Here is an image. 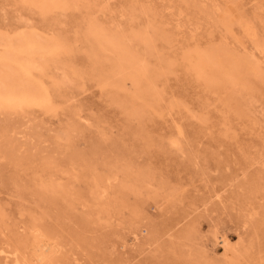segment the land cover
Listing matches in <instances>:
<instances>
[{
  "label": "rangeland",
  "instance_id": "obj_1",
  "mask_svg": "<svg viewBox=\"0 0 264 264\" xmlns=\"http://www.w3.org/2000/svg\"><path fill=\"white\" fill-rule=\"evenodd\" d=\"M88 1L94 0H84V3ZM97 1L98 4L90 8L81 4L64 12L42 15L17 0H0V32L13 35L34 29L48 36L61 32L71 40L67 59L84 73L79 82L63 89L62 95L56 98L55 110L46 112L33 108L25 117L13 115L10 118L17 125L14 131L18 143H23L19 154H25L28 148L36 160L29 166H16L1 157L0 152V208L3 207L5 213V220L0 222V246L18 244V239L28 240L33 214L39 216L44 211V214L50 213L44 218L45 226L56 232L54 242H59L60 251L55 255L57 264H225L230 261L264 264V90L258 93L260 101L255 104L252 116H241L224 103L223 95L206 88L182 60L186 49L206 48L225 41L239 51L254 53L264 66V0H214L255 27L260 48L255 47L239 24L233 25L232 32L227 33L224 27L204 18L199 8L188 6L182 0ZM141 7L151 9L157 22L172 34L171 43L159 42V45L170 60L175 61L173 69L159 80L158 88L164 97L161 105L150 109L143 118L129 115L123 104L115 101L114 88L101 87L100 79L91 74L93 63L89 48L78 34L86 27L91 13L103 24L115 28L145 26L153 18L152 14L133 18ZM56 73L61 75L62 71ZM124 90H133L131 81L127 80L118 93L124 94ZM171 101H177L180 106L169 108ZM7 118L8 114L0 113V128ZM75 121L79 128L69 138L64 136L66 128ZM249 128L251 131L255 128L252 135ZM4 140L0 138V146ZM174 140H178L179 145ZM77 153L88 155V161L97 164L96 171L104 174L112 165L130 161L136 169L150 174L151 184L138 194L129 193L125 204L113 212L112 221L92 220L91 177L85 174L83 166L74 164ZM50 157L56 162L51 168L53 177L72 187L68 196L72 202L61 200L64 210L61 209L58 216L52 206L38 203V198L28 188L35 177L41 176L42 160ZM76 168L81 179L73 174ZM118 177L111 182L115 187L123 178L121 172ZM107 196L114 197L112 193ZM136 206L141 209L139 217L133 212ZM216 233L229 237L232 246L229 254L221 243H216ZM1 235L6 236L5 239ZM86 243L93 246L88 247ZM26 252L31 264H39L32 259V248H27Z\"/></svg>",
  "mask_w": 264,
  "mask_h": 264
},
{
  "label": "bare ground",
  "instance_id": "obj_2",
  "mask_svg": "<svg viewBox=\"0 0 264 264\" xmlns=\"http://www.w3.org/2000/svg\"><path fill=\"white\" fill-rule=\"evenodd\" d=\"M17 1L21 2L22 4L28 5L30 7H34L40 13H42V15L45 14L47 15L50 13L52 14L55 12H64L72 7L78 8L80 7L79 5L81 4L87 5V8H90L93 5L96 6L98 4L97 0L88 1L86 3H84V0H17ZM182 2L186 3V5L188 6L199 8L204 18L212 22H215L218 26H222V28L224 27L227 33L232 32L233 25L239 24L242 27V30L245 33V35L252 40L256 48H260L262 46L261 43L259 42L255 27L249 21H247L243 16L239 17L238 15H235L234 10L223 9L220 6V4L215 2L214 0L212 3L211 2L207 3L206 0H182ZM133 11L136 12V9H134ZM152 13L153 11L151 9L146 7H141L138 9L137 13H134L133 18L136 19L142 15H150ZM93 15L94 13H91L89 15L86 21V27L83 28L81 32L78 33L79 37L83 40L84 43H86L87 47L89 48V57L93 63L91 68V74L95 75L98 79H100V85L103 89L106 90L108 88H114L115 91H117V93L114 94L113 98L117 103L123 104L126 112L129 115L143 118L150 111V109L158 108L164 99L163 93L158 88L159 80L173 69L175 61L170 60V57L163 52V49L159 45V42L171 43L172 34L167 32L163 28V26L157 22L155 18V14H152L153 18L145 26H140L138 28H134L133 26H128L127 28L111 27L109 25L103 24L102 21L97 19V17H93ZM57 18L58 17H56V20ZM11 34L0 32V113L8 114L7 121L0 128V138L5 139L4 142L2 143L3 145L0 146V152H1V157L11 160L12 163H14L16 166H23V165L29 166L36 160L35 154L31 153L28 148L26 149L25 154H19L20 148L23 147L22 145L23 143L20 144L18 143L19 139L16 137L17 132L14 131L17 125L15 123H12L10 118H12L13 115H24L25 117L27 114L32 113L31 110L33 108H40L46 112L55 110L57 107L56 98L62 95L63 89L66 87H70L71 84H74L76 81L82 78L84 76L83 75L84 73L76 69L74 63H72L70 59H67L66 54L69 53L70 52L69 49H71V40L68 38L67 35L58 32L54 35L48 36L41 34L34 29L20 31L13 35ZM182 60L185 63L188 70L192 71L194 75L197 77V79L206 88L211 90L213 93L223 95L224 103L229 108L233 109L234 111H237L241 116H245V117L252 116V113L255 111L254 110L255 104L258 101H260V99H258L259 97L258 93L260 91L263 93L262 90H264V66L261 65V63L256 58L254 53H245L239 51L233 46L226 43L225 41H222L218 44H212L211 46L206 48L193 47L186 49L182 54ZM58 70L62 71L61 75L56 73ZM127 80L131 81L133 85V90L132 91L124 90V94H119L118 91L123 90ZM177 106H180V104L177 101H171L169 108H174ZM181 106L183 107L184 105L182 104ZM261 108H263V106ZM173 112L171 111L170 113ZM186 112L188 114V111ZM262 114L260 115L262 116ZM94 116L96 115L94 114ZM182 117L181 119H183ZM262 117L264 118V116ZM151 121H153V119ZM79 126L80 125L76 121L73 122L69 127L66 128L64 136L69 138L72 135V132L77 130ZM251 129L254 130L255 128H251ZM253 130L252 131L250 130L251 135ZM228 138L230 137L228 136ZM233 139L234 137L232 138V140ZM174 143L176 145H179L178 140H174ZM132 148L133 147H131V149ZM149 150L151 149L149 148ZM87 157L88 155L86 154L81 155L77 153L76 158L73 160V162L76 166H80V167L83 166L85 174L91 177V181L89 180L90 194H91L89 196H91V204H92L91 207L89 206L91 208L90 219L109 222L113 216V212L117 211L121 204L122 205L125 204L126 197L129 193L138 194L142 190L148 187L147 185L151 181V176L148 172H145L146 170L142 171L136 169L133 166V164L130 163V161H126L125 163H122L119 166L118 164L112 165L110 167V170L106 174L100 173L96 171L97 164L92 161L89 162ZM53 163H56L53 157L42 160L41 162L42 174L39 177H35L33 185L28 188L30 189V192H32L38 198L37 201L38 203L41 202L44 205L52 206V209L55 210L54 212H56L58 216L59 214H61V209L64 210V207L62 208L61 206L62 203H60V201L64 200V202L66 201L69 202V199H71V198L68 199L70 192L69 190L72 187L69 188L59 179L53 177L54 172L51 170L52 166L55 165ZM76 169L77 172H74L73 174L76 178L81 179L80 171L78 168ZM82 170L81 172L83 174ZM35 172L37 173V171ZM119 172H121L123 178L120 182V185L118 187H115L111 184V182L119 178L118 177ZM153 174L154 173H152V175ZM75 181L76 180H74V182ZM87 185L89 186V184ZM69 186H73V185L70 184ZM148 190H146V192H148ZM109 193H112L114 197L111 198L107 196ZM72 194L74 196V193ZM152 195L154 196L153 193ZM118 199L119 201H121V203L117 201ZM70 202L72 201L70 200ZM34 203L36 202L34 201ZM83 205L85 204L83 203ZM1 208H0V222L5 220V213L4 210H2ZM80 210L82 211V209ZM140 211L141 209L137 208L136 206V208L133 211L135 217H139ZM46 214L48 215L50 213L46 212ZM46 214H44V211L42 215L39 216L33 214L32 221L30 223L31 233H30V238H27L28 240L18 239V244L14 243V245L11 246H7L8 244L7 245L5 244L6 246L4 245L0 246V263L5 262L7 264H31V258L28 257L26 252V249L30 247L32 248L31 256L33 260L36 259V261L39 264H50V263L54 264L56 259L55 255L57 254L58 251H60L58 244L59 242L58 243L54 242L56 232L50 230L45 226L44 218ZM68 214L70 213L68 212ZM68 214L66 213V215ZM88 217L86 219H88ZM119 219L120 218H118V220ZM75 220L76 219H74V221ZM8 221L10 220L8 219ZM53 221L51 220V222ZM74 221L73 223H76L79 222L80 220H77L76 222ZM130 225L129 227H131ZM82 226L84 225L82 224ZM2 236L4 235H1V237ZM90 236H92V234ZM105 236L107 235L105 234ZM5 237L6 236H4V239ZM104 237H102V240L104 239ZM215 238H216V243L218 244L221 243L225 253L229 254V251L232 250L229 237L225 234L216 233ZM64 240L66 239L64 238ZM2 242L4 243V241ZM73 242L75 241L73 240ZM89 243H86L88 244V247L90 245ZM72 244H68V245L73 246ZM65 247L66 246H64V248ZM67 249H69V247ZM104 259L106 260V257ZM55 264L57 263L55 262ZM205 264H214V263L205 262ZM225 264H234V263L230 261L229 263L226 262Z\"/></svg>",
  "mask_w": 264,
  "mask_h": 264
}]
</instances>
